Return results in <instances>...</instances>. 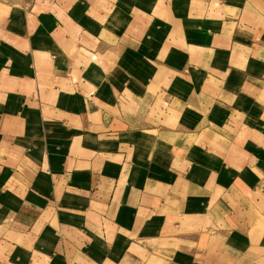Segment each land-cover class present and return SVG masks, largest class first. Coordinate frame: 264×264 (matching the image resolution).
Returning a JSON list of instances; mask_svg holds the SVG:
<instances>
[{"label":"crops","instance_id":"obj_1","mask_svg":"<svg viewBox=\"0 0 264 264\" xmlns=\"http://www.w3.org/2000/svg\"><path fill=\"white\" fill-rule=\"evenodd\" d=\"M0 264H264V0H0Z\"/></svg>","mask_w":264,"mask_h":264}]
</instances>
